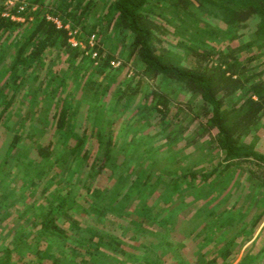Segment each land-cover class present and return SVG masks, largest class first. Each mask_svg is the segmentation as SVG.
Instances as JSON below:
<instances>
[{"label": "rangeland", "instance_id": "374dc122", "mask_svg": "<svg viewBox=\"0 0 264 264\" xmlns=\"http://www.w3.org/2000/svg\"><path fill=\"white\" fill-rule=\"evenodd\" d=\"M41 1L40 14H46L55 0ZM111 1L93 0L84 25L89 30L97 23L95 51L101 49V55L109 57L108 63L118 59L120 66H96L87 54L92 52L90 48L84 53L88 59L74 61L52 48L40 74L49 71L47 78H52L51 87L57 90L52 97L32 103L29 86H23L15 96L10 119L0 124V250H12L10 264H53L54 259L57 264H264V165L241 159L230 169L211 173L227 160L212 142L216 130L206 128L199 99L174 80L153 74L130 48L128 36L114 34L112 25L106 24ZM196 13L214 21L206 12ZM253 30V22L243 25L235 45L247 42ZM3 63L0 60V71ZM253 63L257 70L264 69V55ZM4 81L0 73V86ZM64 98L71 103L78 130L111 129L120 163L98 173L92 160L86 164L75 160L69 163L70 176L60 163L40 179L23 183L18 179L22 164L37 158L34 141L23 139L17 148L10 146V140L15 132L25 136L27 130H41L36 139L52 140V157L59 154L66 136L55 128L53 114ZM156 99L166 102L163 113L149 108ZM231 102L228 99L226 109ZM73 141L70 138L68 144ZM242 141L264 152V122ZM87 147L93 156L96 144L92 136ZM126 166L130 171L119 186L118 177ZM186 172H194L195 178L188 181L183 176ZM209 172L207 178L201 177ZM147 173L150 178L139 192L129 187ZM118 186L113 204L124 200L121 214L97 201L95 207L103 209V214L88 209L93 189H101L97 199L106 202ZM68 188L73 193L69 216L78 221L79 228L68 231V241L41 234L33 222L69 195ZM142 205L149 211L136 213ZM64 219L60 217L59 223L67 228ZM76 242L81 244L74 249L71 245ZM97 244L92 256L88 249ZM34 255H41V260Z\"/></svg>", "mask_w": 264, "mask_h": 264}, {"label": "trees", "instance_id": "16d2710c", "mask_svg": "<svg viewBox=\"0 0 264 264\" xmlns=\"http://www.w3.org/2000/svg\"><path fill=\"white\" fill-rule=\"evenodd\" d=\"M26 1L28 3L25 8L19 10L20 2L7 4V0H0V60L4 62L0 73L5 78L0 86V124L10 119L15 96L23 86H29L32 103L52 97L57 90V87H51L52 78H47L49 71L40 74L45 65L46 53L50 49L64 51L73 61L78 57L87 58L88 55H84L89 48L87 39L99 30L97 23L85 30L84 22L92 10L93 0H55L47 13L60 20L61 26L47 19V13L40 14L43 5L41 0ZM32 6L36 8L32 9ZM197 10L206 12L214 21L200 17ZM107 13L110 15L107 26L112 25L114 34L128 36L130 48L148 70L174 80L192 98L199 99L200 114L206 117V128L216 130L212 142L224 152V159L227 160L222 168L213 169L211 173L230 169L231 166L238 165L241 159L251 158L264 165V152H259L242 141L243 137L264 122V69L257 70L258 65L253 63L264 55V0H112ZM248 22L254 23L251 38L235 45L240 38L241 28ZM65 24L76 30L75 35L78 41L86 45L85 48L72 45ZM241 50L244 53L241 54ZM87 54L91 56L90 52ZM101 54L102 50L98 49V57L92 58L91 62H96V66L109 65V57ZM7 56L9 57L6 58ZM32 83L36 85L30 87ZM228 99L232 102L226 109ZM158 104L161 106L157 107ZM149 108L163 113L167 105L165 101L156 99ZM53 116L55 128L66 136L59 154L52 157V140L36 139L42 133L41 130H27L25 136L15 132L10 140V146L17 148L23 139L34 141L37 158L22 164V173L18 179L23 183L33 181L36 177L40 179L60 163L66 165L64 171L70 176L69 163L75 160H81L84 164L92 160L91 165L98 173L106 166L118 167L120 161L114 153L117 143L110 128L99 126L90 131L87 128L78 130L71 113V103L65 98ZM89 136L94 138L96 144L93 156L91 148L87 147ZM70 138L74 140L71 145L68 144ZM128 171L130 167H124L118 177V185L123 184ZM211 173L201 177L205 179ZM183 176L190 181L196 174L186 172ZM149 178L150 173H147L143 178L131 181L129 187L138 188L139 192ZM261 184L264 187V181ZM119 186L112 191L106 202L97 199L101 189H93L89 194L88 209L98 210L103 214V209L95 207L94 202L97 201L121 214L126 206L124 200L118 201L117 205L113 204ZM70 190L68 188L69 195L62 196L59 202L33 222L34 226L40 228L41 234L58 235L68 241V231L79 228L78 221L69 216V202L73 196ZM135 211L145 214L149 208L142 205ZM60 217H66L62 221L68 224L67 228L59 223ZM76 243L71 245L72 248L81 244ZM97 247L98 244L93 248L89 247L92 256ZM112 248L115 249L114 246ZM120 251L126 254L123 250ZM0 252V264H10L12 250L4 247ZM227 255V250L222 252L223 259ZM33 257L41 260V255ZM56 262L57 259H54L52 263L57 264ZM209 262L214 263L215 259H210ZM83 263L86 264V261Z\"/></svg>", "mask_w": 264, "mask_h": 264}, {"label": "built area", "instance_id": "2783aa9c", "mask_svg": "<svg viewBox=\"0 0 264 264\" xmlns=\"http://www.w3.org/2000/svg\"><path fill=\"white\" fill-rule=\"evenodd\" d=\"M15 2H20L21 3V5L19 6V10H23L25 8V5L28 3L26 0H7V4H13ZM34 8H35V6H32V9H34ZM46 18L55 21L58 26H61L60 20H58L56 17H53L50 14H46ZM16 19H21L22 20L23 18L22 17H16ZM65 28L68 29L69 37L71 35L76 37V35H75L76 30L75 29H71L69 24H65ZM95 37H96L95 34H91L88 37V39H87V45L89 46L90 51H92L90 53H91V57L93 59L98 57V53L95 51V47H96V42H95L96 38ZM69 41L72 43L73 46H75V45H81L82 46V44H84V43H81L80 41H78V39H76V40L72 39L71 40L69 38ZM85 47H86V45H85ZM109 63H110V65L112 67H118L121 64L118 59H111L109 61Z\"/></svg>", "mask_w": 264, "mask_h": 264}]
</instances>
